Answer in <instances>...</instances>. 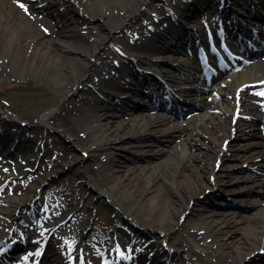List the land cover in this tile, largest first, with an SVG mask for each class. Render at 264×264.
I'll return each instance as SVG.
<instances>
[{
    "label": "bare ground",
    "instance_id": "6f19581e",
    "mask_svg": "<svg viewBox=\"0 0 264 264\" xmlns=\"http://www.w3.org/2000/svg\"><path fill=\"white\" fill-rule=\"evenodd\" d=\"M28 1L32 4H50L47 7L44 5L45 10L56 15L59 22H61V17L66 18L68 23L82 21V24L99 18L98 21L103 30L101 33L96 32L92 40L90 38L94 33H91L90 38L87 37L81 32L80 25L67 26L68 35L72 37L71 41L60 37L47 39L44 31L40 30L34 22L38 19L28 16L23 9L19 8L16 0H0V65H9L10 73L17 77L38 72L36 68L42 64V72L39 71L41 76L58 73L56 69L61 67L63 72L60 71L58 74L59 77L62 74L60 82L66 83V93L79 92L81 84L86 89L89 83L94 82L91 75L96 70V75H99L109 64L108 59L113 53L108 46L110 42L125 38V35L121 38L116 34L124 31L125 28H132L135 19L145 15L151 8L157 10L155 16L150 15L146 18L148 24L153 25V30L137 25L141 31L140 46H128L127 38L124 42L127 45L125 48L127 53L132 57L128 59L132 60L127 63V60H122L119 68L111 66L108 72L110 78L107 80L101 77L95 83L101 94L93 93L90 87L86 89L90 94L85 97L86 101L93 100L92 104L96 106V110L85 111V120L82 123L85 130L89 132L92 150L101 149V154L109 160L118 150L132 148L148 157L149 154L156 155L159 159H164V164L167 160L165 157L168 156L170 162L165 168L171 176H182L181 189L176 190L177 199L181 200L182 205L170 208L167 205V197L164 196L165 191L159 190L156 196L159 203L151 204L148 210H146L148 205L143 200L140 212L144 213V217L138 215L143 220L142 228L149 232L153 231V233L157 231L162 242L168 241L172 235V229L169 226L172 223L179 225L180 216L189 207L190 200L204 192L206 188L217 187L220 190L225 181L222 178L223 174L227 177L234 175V181L237 183L257 182L261 187L260 191L264 193V134L262 131L264 130V117L256 113L262 108L263 96L248 88L243 89V85L247 82L264 80V61H255V63L242 67L235 66L233 63L229 65L231 70L228 73H221L218 76L219 81L210 84V81L204 78L205 73L198 68L201 60L189 54V46L195 45L200 37L204 36L203 28L192 22L194 14L200 12L202 8L213 10L214 7L217 8V4L227 5L229 0H159V2L163 1V5H167L166 8L162 6L156 8L153 3L155 0ZM56 1L60 3V6H64L63 11H60V6L57 9L53 8L52 4ZM214 2H217L215 6ZM234 3L245 7L241 11H246V16L242 17V20L247 26L253 27L255 32L264 35V19L256 15L258 10L264 9V0L260 3H256L255 0H234ZM33 8L37 9L35 5ZM42 8L43 6L39 9ZM241 11L236 12L239 14ZM173 15L178 16L177 22L172 19ZM156 16L157 21H155ZM185 22L188 25H185ZM63 26L66 27V25ZM217 28L220 27L214 26V30ZM133 31H137V28ZM248 38L250 37L247 36ZM139 47H145L143 48L145 50ZM93 56H95L94 61L91 59ZM135 66L141 69L140 73ZM112 70L116 73L111 74ZM0 75L3 74L0 73ZM139 75L144 76V84H141ZM208 81L209 84H207ZM160 82L164 83V89L167 88L171 95L178 94L180 97L194 101L204 106V111L189 119L185 117L183 121L173 122L172 113L156 107L149 92L152 91L153 96L161 98L163 103H169L170 99L167 100L164 97ZM263 86L264 84L259 88ZM102 95L105 98H102ZM209 96L212 97L210 103L208 102ZM171 97L174 99L172 106L175 108L180 102L173 96ZM109 100L111 102H108ZM139 100L144 104L138 103ZM117 105L123 106V109L121 110ZM0 118L3 122L8 121V117L2 114ZM41 124L45 127H52L49 114L43 116ZM195 128H198L195 130L196 133H194ZM60 132L64 133V130L60 129ZM177 137L182 138L170 149L152 147L147 150L144 148L146 145L155 144L152 141L153 138L163 143H171ZM183 137H186L187 142L194 141L200 152L187 156L186 142L181 145ZM9 138L11 143L6 141L7 143L2 144L3 139H9L6 135H0V145L5 148L4 153H8L12 148L14 137L9 136ZM107 144L110 146H106ZM22 147L19 145V148ZM216 160L222 162L217 172L214 168ZM111 162L110 165H104L107 170L108 188L98 190L95 187L94 189L97 193L107 194L132 222L138 221V217L126 206L129 203L132 206L139 202L142 203L141 196L143 195L137 196L132 181L135 180V172H138L142 178L146 177L144 174V171L148 172L145 169L146 165H143L141 171H136L135 168H128L126 165L123 166L124 169L117 168L116 163ZM227 162L229 163L226 164ZM245 162H248L249 166L257 167L262 174L256 172L255 176L246 174L249 169L244 166ZM181 164H183V169L180 168ZM161 176L159 173L156 178H161ZM135 183L138 184L136 181ZM124 185L129 186L130 189L124 190ZM147 185L145 191L151 190L152 180H149ZM240 188L242 189L239 191L242 190L244 194L252 190L248 186ZM33 197L34 195L27 197L3 193L2 200L7 205H4L2 212H5L9 218H15L21 214V210L16 209L25 206L26 201H32ZM259 200L257 198L249 200L257 206L254 215L257 220L251 219L249 221L252 222L251 224L245 223L246 216L235 211L227 218L206 219L202 223L193 225L197 228L195 238L203 241L205 243L203 245L212 248L211 251L217 254L220 264H241L243 261L246 262L245 264H250L249 262L252 261L250 258L253 257H246L254 255L255 250L264 248V206L260 205L259 202L262 200ZM183 206L185 209L182 208ZM153 211L157 213L154 214ZM174 213L178 214L176 219L172 215ZM13 223L7 227L5 233L0 235V257L4 255L1 242L6 239L8 232L13 230ZM237 231H240L243 235L241 238H244L239 242H242L241 249L229 250L234 244L232 235ZM51 240L45 256L46 264H75L74 259L69 260L67 257L74 253V249L68 248V245L66 246L54 236ZM123 241L118 239L119 244L124 243V247L127 246L133 250L121 259L125 264H155L156 262L164 264L166 260L162 261V257L167 259L181 254V252L168 251L164 243L160 247L155 243L157 256L154 253L151 256L150 254L142 255L141 252L135 251L134 246ZM201 241L197 240L198 243ZM112 246L106 243L104 247ZM75 255L78 256L76 253ZM80 261L86 264L82 256L77 257L76 264ZM21 263L28 264L24 261ZM165 264L180 263L170 261Z\"/></svg>",
    "mask_w": 264,
    "mask_h": 264
},
{
    "label": "rangeland",
    "instance_id": "374dc122",
    "mask_svg": "<svg viewBox=\"0 0 264 264\" xmlns=\"http://www.w3.org/2000/svg\"><path fill=\"white\" fill-rule=\"evenodd\" d=\"M153 3L156 5V8L163 4L159 2V0H155ZM45 5L46 7L50 6V4ZM52 5L54 6L53 8L57 9L60 3H53ZM59 9H63L62 6H60ZM153 9L154 8H151L140 19L134 21L133 29L136 28L137 25H141L146 17L157 13V10ZM30 10L32 11L31 8ZM42 10H45L44 6L42 9L32 11L31 15L33 17H35V15L40 16V18L35 17L38 21L34 20V22H36V26L40 30L44 31L47 39H56L60 37L71 41L72 37L68 35L69 31L67 26L77 27V25H80L82 27L81 32L89 38L93 32L94 35L90 40L94 39L96 32L101 33L103 30L98 21L99 18L98 20L93 19L92 22L84 24H82V21H77L76 23L73 21V24L68 23L67 19L62 17L61 22H59L56 15L54 16L50 12ZM110 24H112V22ZM63 25H66V27ZM124 33L125 32L117 33L116 36L120 37L122 34L124 35ZM126 34L124 39H119L118 41L125 42L126 38H128L126 42L129 43L130 36ZM108 46L113 50L110 44ZM63 51H65V49H63ZM91 59L94 61L95 56L91 57ZM112 59L113 57L109 58V68L113 63ZM9 68L7 64L0 65V73L3 74L0 75V113L10 115L18 121L23 120L27 124H32L31 127L26 125V129L35 130L38 136L33 138L30 137V140L33 141V146L27 151V154H25L26 156L23 155L18 159H13L10 163L0 162V187H2L0 188V235L5 233L7 227H9V217L5 215V212H2L5 203L4 200H2L3 193L5 195L27 197L35 194L40 195L41 200L36 202L35 206L38 207V204H42L41 212L43 215L41 217L46 218L47 216V226H52L56 222L60 223L66 220L54 230L58 238L64 237L65 239L67 237H72L77 230L84 227L85 223L90 226V231H88L89 233L87 232L88 235L84 239V243H86L87 259L92 264H100V258L103 260V256L98 253L96 245H101V243H104L111 237L114 238V236L123 237V232L120 233L118 230L119 227L117 226L126 224L123 217L124 214L120 212L122 210L116 204L114 205L110 202V198L107 194L97 193L94 189L95 187L98 190L108 188L107 170L104 168V165H110L112 163L111 161H113V164L116 163L117 168H123V166L126 165L128 168H135L136 171H141L143 165H146L145 169L148 170V172L144 171L146 177L142 178L138 172H135V180L132 181V185L137 191V196L143 195L141 196L142 203L139 202L140 204L137 203L135 206L129 203L126 206L129 211H132L136 217H138V221H136L138 225L143 223L141 216H138L143 215L144 217V213L140 212L143 200L148 205L146 207V210H148L151 204L159 203V199L156 198V196L157 192H159V190L161 191V189L165 191L164 196L167 197V205L170 208H176L175 206L182 205L181 200L177 199L176 194V190L181 189L180 180L182 176H171L168 169L165 168L166 164L170 162L168 156L165 157L167 160L164 164V159H159L156 155L149 154L148 157L140 153V151L136 152L134 149L129 148L120 149L121 151L118 150L115 155H113L114 157L109 160L108 157L101 154V149L97 151L92 150L93 146L90 143L89 132L85 130L82 124L85 120V111L91 112L96 110V106L92 104L93 100L86 101L85 98L86 96H90L86 91L90 86L84 89L83 84H81L79 92L70 93V98L66 100L63 105H61L60 110L50 118V122L54 126L64 129L67 135L75 140L77 143L76 146L70 143H64L57 135H53L48 129L40 125L43 114L59 105L61 99L68 95L65 92L66 83L60 82L62 74L60 77L58 74L60 71L63 72V69L57 67L56 70H58V73L41 76L39 75V71L42 72V64L37 68L34 67L36 70H39L38 72L35 71L26 76L17 77L10 73ZM96 71L91 75L92 81H96L104 74L100 72L99 75H96ZM90 88L95 92L92 86ZM210 102L211 98L209 99V103ZM259 110L258 112L260 113ZM202 111H204V106L196 102L190 104L180 102L176 110L178 116L175 114L173 115V122L183 121L185 117L189 119L191 116L201 113ZM179 115L183 117L180 118ZM198 128L194 129V133H196L195 130ZM181 138L182 137H177L174 142L172 141L171 143H163L153 138L152 141H154L155 144L152 146L146 145L144 148L147 150L152 147H165L166 149H170L172 146H175L176 142ZM183 139L181 145L186 142L188 146L187 156L200 152L194 141L189 140V142H187L186 137H183ZM39 142H44L43 148L38 147ZM106 146H110V144ZM82 150L86 151L87 154H83ZM5 159L6 158H4V160ZM228 163L229 162L226 164ZM220 164H222V162L218 164V167H214L216 172L219 170ZM182 167L183 164H181L180 168ZM62 173H66V175L60 176ZM159 173L162 175L161 178H156ZM260 173L262 174L261 171ZM246 174L255 176L256 173L250 169ZM222 178L225 181L220 190L217 189V187L213 189L206 188L204 192L194 196V198L190 200L188 208L185 209L184 206L182 207L185 210L180 216L179 225H173L172 223L171 226H169L172 229V235L167 242L176 251L179 253L181 252V254L178 255L179 258H182L181 256L184 255L183 259H181L183 263L187 258L194 264H220L217 254L211 251L212 248L203 245L205 244L203 241L195 238L194 234L197 232V228L193 225L202 223V221L206 219L211 220L213 218H218L221 220L223 217L227 218L229 214L235 211L238 214H242V216H246L245 223L251 224L252 222H249L251 219L253 220L254 218V220H257V217L254 216L257 206L252 204L249 200L256 198L260 199L259 201L262 200L259 202L260 205L262 204L264 206V193L260 191L261 187L258 186L257 182L250 181V183L241 181L237 183L234 181V175L227 177L226 174H223ZM149 180H152L153 188L149 191H145ZM135 181L138 182V184L135 183ZM173 181L177 182L174 183ZM233 181L235 183H233ZM243 186H248V188L251 187L250 189L252 190L244 194L242 190L239 191L242 189L240 187ZM123 188L124 190L130 189L129 186L125 185ZM38 192H40V194H38ZM25 211L26 209H23L22 213L25 214ZM153 213L156 214L157 212L153 211ZM238 214H236V216H238ZM172 215L175 216L176 219L178 214L174 213ZM128 228L129 230L131 229L130 227ZM241 236L243 235L240 231L232 235L234 244L232 246L233 248L229 250L241 249L240 246L242 242H239L244 239L243 237L241 238ZM149 237H154L158 240V244L161 242L158 233H154ZM211 238L212 237H210V239ZM196 239L201 242L198 243ZM113 240L115 241V238ZM253 254L254 255L246 257H253L250 258L252 260L249 262L250 264L264 263V248L255 250ZM17 255L18 258L22 256L21 253ZM224 256L226 257V255ZM45 260L46 259L43 261L44 264ZM12 262L13 261H10V264ZM243 263L244 261L241 262V264Z\"/></svg>",
    "mask_w": 264,
    "mask_h": 264
},
{
    "label": "snow or ice",
    "instance_id": "6c2138e0",
    "mask_svg": "<svg viewBox=\"0 0 264 264\" xmlns=\"http://www.w3.org/2000/svg\"><path fill=\"white\" fill-rule=\"evenodd\" d=\"M20 6H21V7H24V5H23V4H21Z\"/></svg>",
    "mask_w": 264,
    "mask_h": 264
}]
</instances>
